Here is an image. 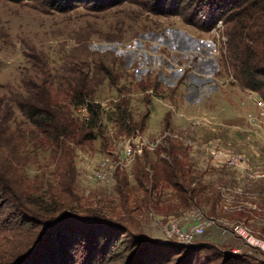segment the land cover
<instances>
[{"label": "rangeland", "instance_id": "374dc122", "mask_svg": "<svg viewBox=\"0 0 264 264\" xmlns=\"http://www.w3.org/2000/svg\"><path fill=\"white\" fill-rule=\"evenodd\" d=\"M134 1L103 11L80 7L50 14L31 2L0 0V156L7 135L35 129L18 107L11 108L10 100L22 102L26 109L30 103L25 98L31 101L35 94L73 112L69 103L78 84L84 83L88 99L102 109L103 125L95 139L71 144L72 187L82 210H95L122 223L110 238L104 262L110 257L107 264H201L208 254L202 248L208 246L227 256L246 254L264 263V176H254L264 174V109L252 98L253 104L220 87H239L229 67L225 30L220 22L210 30L188 26L179 17L152 14L141 6L146 0ZM166 2L169 8L171 1ZM6 111L11 115L3 118ZM119 112L126 116L122 121ZM78 115L89 116L86 108ZM233 119L241 131L229 121ZM128 140L145 145L144 150L120 167ZM173 147L194 180L185 199L164 182L157 162L170 160ZM212 150L241 155L249 168H226ZM40 156L50 165L29 173L28 193L53 192L54 176L59 178L54 165L59 156ZM149 163L155 164L154 170ZM101 172L104 175H98ZM154 173L161 176L156 188ZM91 227L80 234L75 231L80 248L73 264H97L95 257L102 250L90 252L86 243L95 237L92 245H103L109 238ZM62 232L58 229L50 236L56 244L53 251L68 242L63 235L68 233ZM189 234V244L176 243ZM138 238L148 242L144 246ZM170 244L180 247L172 249ZM189 248H194L191 257L186 255ZM57 254L60 264L62 253ZM65 256L72 257L68 251Z\"/></svg>", "mask_w": 264, "mask_h": 264}, {"label": "trees", "instance_id": "16d2710c", "mask_svg": "<svg viewBox=\"0 0 264 264\" xmlns=\"http://www.w3.org/2000/svg\"><path fill=\"white\" fill-rule=\"evenodd\" d=\"M11 1L31 2L35 8L50 14H63L80 7L89 12H96L110 6H118L123 2H135L134 0H116L117 2L112 0L109 3L102 0ZM166 1L146 0V4L141 6L154 15L179 17L183 24L201 30L215 28L220 22L227 36V57H229V67L234 72L232 79L238 82L241 89L255 94L264 102V0H208V2L189 0L191 3H187L186 0H170V7L165 8ZM202 11L203 14L200 13ZM195 20L200 24L196 25ZM87 91L84 83L78 84V89L74 91L73 99L69 103L73 107V112H69L63 105L51 104L48 100L39 99L35 94L29 97L31 101L25 98V101L30 103H27L29 106L26 109L21 106L22 102L10 100L11 108L18 107L23 117L35 129L34 132H28L30 135L28 133L13 137L11 134L7 135L3 146L4 154L0 156V264H57L55 257L59 256L57 254L59 251L62 253L60 264H73V258H76L77 250L80 248L75 245V231L78 230L80 234V231L87 229L88 226L107 233L104 235L109 238L107 243L92 245L95 237H91L86 247H89L90 252L102 250V253L97 252L100 256L95 257L97 264L109 262L110 257L105 262L104 259L108 254V246H111L110 238L113 233H119L122 223L118 219L105 217L95 210L88 208L82 210L77 205L78 201L72 187L74 169L70 146L95 139L103 125L102 109L99 104L88 99ZM81 108H86L89 116L80 119L78 113ZM10 113L11 111H6L1 116L5 118L11 115ZM119 113L117 115L121 118L118 120H124L126 117L124 113ZM174 149L176 150L173 147L169 151L170 160L164 161L158 158L157 162L163 172L161 176L164 182L177 190L179 199H185L184 194L189 191V186L194 180L185 173L183 164L174 154ZM47 153L59 156L54 162L56 175L59 176L58 179L56 176L53 179L55 189L53 192L48 189L39 193H28L25 187L28 178H31L29 173H32L35 167L38 171L41 168L45 171L50 165L40 156ZM42 163L46 164L43 166ZM149 166L153 170L156 167L151 163ZM159 177L155 173L152 175V188H156ZM39 187L41 186H37L38 191L42 190V187ZM193 194L194 189H191L190 196L192 197ZM5 209H9V212L6 213ZM69 227L73 228L72 232L66 231ZM93 227L89 230L91 231ZM58 229L64 231L62 233H68L63 234L66 235L68 242L61 244L58 247L59 251L56 249L53 251L52 247L56 244L50 240V236ZM147 242L146 239L138 238V243L144 246ZM80 246L85 248L84 245ZM167 246L172 249L180 247L177 244ZM193 249L189 248L186 255L191 257L189 253ZM202 250L208 254L205 256L206 261L201 264H214L220 259H224V264H264L251 255L227 256L215 247L208 246ZM66 251L71 253V259L66 258Z\"/></svg>", "mask_w": 264, "mask_h": 264}, {"label": "built area", "instance_id": "2783aa9c", "mask_svg": "<svg viewBox=\"0 0 264 264\" xmlns=\"http://www.w3.org/2000/svg\"><path fill=\"white\" fill-rule=\"evenodd\" d=\"M218 26V25H217ZM253 101L256 103L257 106L261 107L264 109V102L259 98V97H254L252 98ZM81 111V110H80ZM84 111V110H83ZM145 145L142 146H137L134 144L133 140H128L124 144V151H122V158L121 161L119 162V166H128L132 160L136 157V153L140 155V152L144 150ZM211 155L218 161L221 162L223 166L229 169H236L239 171L247 170L249 168V165L247 161L238 154H229V155H220L218 151L212 150ZM106 163H103L102 166H105ZM98 175H104V173H98ZM255 177H263L264 174L258 173L254 174ZM183 237L178 238L176 240V243H186L189 244L192 239V234H189L188 237L182 235Z\"/></svg>", "mask_w": 264, "mask_h": 264}, {"label": "crops", "instance_id": "0c3cea01", "mask_svg": "<svg viewBox=\"0 0 264 264\" xmlns=\"http://www.w3.org/2000/svg\"><path fill=\"white\" fill-rule=\"evenodd\" d=\"M220 87H221L222 89H227V90L230 91V92H235L237 95L239 94L240 96H242V98H244V100H247V101H249V102H251V101H250L251 98L257 97L255 94L250 93V92H248V91H246V90H243V89H241V88H239V87H236V86H232V85H222V84H220ZM249 102H247V103H249ZM251 103H252V102H251ZM252 104H253V103H252ZM224 111H225V109H224ZM224 121H225V120H224ZM229 121H233V122H235V125H237L236 128H237L239 131H241L240 125L238 124V120L233 119V120H229ZM234 127H235V126H234Z\"/></svg>", "mask_w": 264, "mask_h": 264}]
</instances>
